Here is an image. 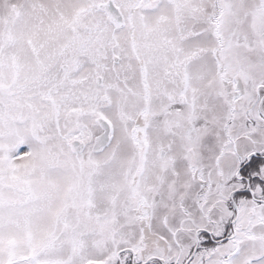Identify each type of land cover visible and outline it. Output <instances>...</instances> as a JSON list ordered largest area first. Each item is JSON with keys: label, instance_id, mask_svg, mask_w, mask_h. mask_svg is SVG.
Instances as JSON below:
<instances>
[{"label": "snow or ice", "instance_id": "6c2138e0", "mask_svg": "<svg viewBox=\"0 0 264 264\" xmlns=\"http://www.w3.org/2000/svg\"><path fill=\"white\" fill-rule=\"evenodd\" d=\"M0 264H264V0H0Z\"/></svg>", "mask_w": 264, "mask_h": 264}]
</instances>
